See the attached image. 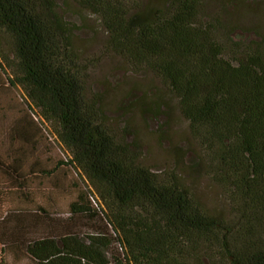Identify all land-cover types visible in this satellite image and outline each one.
I'll return each instance as SVG.
<instances>
[{
  "label": "trees",
  "instance_id": "obj_1",
  "mask_svg": "<svg viewBox=\"0 0 264 264\" xmlns=\"http://www.w3.org/2000/svg\"><path fill=\"white\" fill-rule=\"evenodd\" d=\"M72 1L100 18L113 52L177 99L230 216L207 214L176 174L143 166L107 128L56 0H0L10 49H0L9 102L0 114V253L20 251L33 264H264V35L225 43L219 21H200V0L149 9ZM34 180L72 196L64 220L5 208L10 192L27 201ZM82 219L101 229L81 233Z\"/></svg>",
  "mask_w": 264,
  "mask_h": 264
},
{
  "label": "rangeland",
  "instance_id": "obj_2",
  "mask_svg": "<svg viewBox=\"0 0 264 264\" xmlns=\"http://www.w3.org/2000/svg\"><path fill=\"white\" fill-rule=\"evenodd\" d=\"M139 1L141 7L149 9L161 8L167 0ZM56 3L71 30L73 47L88 67L86 92L89 97L98 98L107 128L116 138L136 148L143 166L159 175L176 174L207 214L229 219L230 209L223 189L213 180L203 149L191 136L177 99L161 79L148 69L132 68L113 52L108 44V32L98 16L81 9L72 0H56ZM200 3V21H219L225 43L248 44L264 35V0H200ZM236 48L233 45L226 54L229 59L237 56ZM0 49L10 56L5 36L0 37ZM6 102L0 92V114ZM29 191L27 201L20 193L10 192L5 208L42 209L54 220L66 218L72 199L69 193L61 188L52 190L45 180L30 182ZM76 224L81 233L101 229L97 221L82 219ZM0 256L5 264H33L20 251H6Z\"/></svg>",
  "mask_w": 264,
  "mask_h": 264
},
{
  "label": "crops",
  "instance_id": "obj_3",
  "mask_svg": "<svg viewBox=\"0 0 264 264\" xmlns=\"http://www.w3.org/2000/svg\"><path fill=\"white\" fill-rule=\"evenodd\" d=\"M4 112H5V110H4ZM6 114H9V113L6 112ZM42 147H44V148H42V150L44 149V152H45V153H44V152L42 151V153H43V154H47V151L45 150V149H47V148H46L44 145H43ZM45 156H46V155H45ZM48 157H50V155H49V156H46L45 158H48ZM47 161H49V162L51 161V162H52V161H54V160H53V158L50 157V158L47 159Z\"/></svg>",
  "mask_w": 264,
  "mask_h": 264
}]
</instances>
